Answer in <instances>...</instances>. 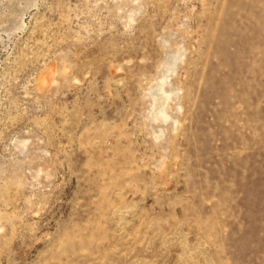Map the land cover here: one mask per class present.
<instances>
[{
	"label": "rangeland",
	"instance_id": "rangeland-1",
	"mask_svg": "<svg viewBox=\"0 0 264 264\" xmlns=\"http://www.w3.org/2000/svg\"><path fill=\"white\" fill-rule=\"evenodd\" d=\"M0 264H264V0H0Z\"/></svg>",
	"mask_w": 264,
	"mask_h": 264
}]
</instances>
